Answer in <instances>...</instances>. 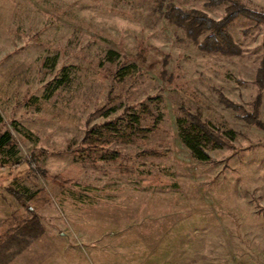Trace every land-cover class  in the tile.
Returning a JSON list of instances; mask_svg holds the SVG:
<instances>
[{"label":"rangeland","instance_id":"1","mask_svg":"<svg viewBox=\"0 0 264 264\" xmlns=\"http://www.w3.org/2000/svg\"><path fill=\"white\" fill-rule=\"evenodd\" d=\"M239 1L264 11V0ZM170 3L217 19L229 5L0 0V134L16 139L0 154V230L26 213L10 190L48 200L25 196L44 232L6 264H264V129L240 117L259 93L264 24L239 16L230 25L241 55L204 51L166 19ZM182 103L234 130L235 147L209 144L211 161L192 157ZM132 112L156 127L135 144H111L116 160L75 152L89 127Z\"/></svg>","mask_w":264,"mask_h":264},{"label":"trees","instance_id":"2","mask_svg":"<svg viewBox=\"0 0 264 264\" xmlns=\"http://www.w3.org/2000/svg\"><path fill=\"white\" fill-rule=\"evenodd\" d=\"M229 2L225 8L223 17L217 19L208 13L198 9H183L176 4L170 3L166 6L164 16L171 23L184 29L185 34L193 43L204 51L218 52L224 55L237 56L241 55L243 50L234 39L229 30L230 25L239 16H245L254 20L257 24H264V11L250 8L239 0H210L211 4H221ZM201 36H204L201 39ZM114 52H111V54ZM115 76L123 77L121 66L115 72ZM259 93L254 101V109L251 112H245L240 117L250 124H255L264 129V122L260 118V107L263 100L264 91V58L258 67L256 77L254 79ZM220 100L228 107L242 109L241 106L234 103L223 92L219 91ZM102 109H100L101 112ZM141 111L152 117L154 123L159 122V117L152 111L148 104L141 105ZM180 116L178 124L180 127V136L182 142L191 151L192 157L202 162L211 161V155L208 152V145L215 147H232L234 148L233 139L236 132L230 130V134L226 135L222 130L212 127L210 122L203 118L200 110L192 111L185 104L179 106ZM127 114V113H126ZM2 118L0 116V122ZM156 124L145 127L141 123V115L137 113H128L117 116L112 120H107L102 124H95L88 128L81 146L75 152L82 159L96 161V157L101 160H116L119 152L110 149L113 143L135 144L140 137L147 135L153 131ZM16 144L14 133L7 129L0 134V154L8 147ZM149 155V152H143L142 155ZM30 165L32 162L28 161ZM155 183H166V180H154ZM12 191L26 210L25 216L22 218L18 213L14 215L11 222L5 228L0 230V264H6L12 260L17 254L21 253L27 247L26 237H37L44 232V227L40 221L37 211L25 201L39 202L40 196L38 192L30 194H21L16 190ZM48 200H42L45 203ZM25 236V237H24Z\"/></svg>","mask_w":264,"mask_h":264}]
</instances>
